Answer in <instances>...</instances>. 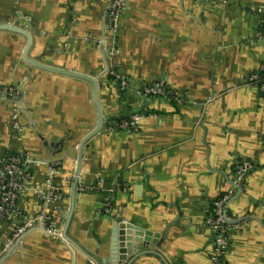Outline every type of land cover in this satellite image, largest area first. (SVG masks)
Instances as JSON below:
<instances>
[{"label":"crops","instance_id":"obj_1","mask_svg":"<svg viewBox=\"0 0 264 264\" xmlns=\"http://www.w3.org/2000/svg\"><path fill=\"white\" fill-rule=\"evenodd\" d=\"M108 5L0 0V24L34 26L29 58L98 79L106 126L77 176L98 124L93 85L24 62L27 39L0 30V169L16 154L30 174L0 219L1 264H264V96L249 83L264 64V0H126L113 41ZM107 68L134 91L164 82L175 100L122 91ZM242 160L252 169L237 184ZM226 195L229 247L213 262L206 222ZM42 214L62 234L70 215L71 242L41 229L10 242ZM118 220L130 228L114 263ZM135 228L152 236L132 254L147 239Z\"/></svg>","mask_w":264,"mask_h":264},{"label":"built area","instance_id":"obj_2","mask_svg":"<svg viewBox=\"0 0 264 264\" xmlns=\"http://www.w3.org/2000/svg\"><path fill=\"white\" fill-rule=\"evenodd\" d=\"M108 2L106 29L113 41L115 33L118 32L120 27V18L122 11L125 8L126 0H108ZM261 35L264 36V18L261 23ZM102 42L106 43V40H102ZM106 72L117 82L122 91H131L140 97L146 98L173 97L175 99V95L164 82H156L152 85L143 86L142 88L134 91L126 76L119 74L113 68H107ZM249 83L254 85L259 90L261 95L264 96V64L260 65L258 71L251 75ZM139 120L140 116H134L130 121L124 122L122 127H134L136 122ZM251 169V162L247 160L240 161L237 166L236 183H241ZM29 179L30 174L28 159L22 156H10L5 165L0 169V219L9 216L16 208L18 196L23 191L26 181ZM228 202L229 196L227 195L215 201L212 215L206 222V225L212 231L215 245L213 262H217L220 258H222L229 247L227 233L230 228L231 218L227 212ZM109 205V199H107L105 206L108 208ZM35 228L41 229L54 237L63 238L61 230L53 229L47 226V216L42 214L33 220H28L25 226L19 230L18 234L15 235L10 242L16 241L24 233L34 230ZM9 246L10 244L5 246L4 250L7 251Z\"/></svg>","mask_w":264,"mask_h":264},{"label":"water","instance_id":"obj_3","mask_svg":"<svg viewBox=\"0 0 264 264\" xmlns=\"http://www.w3.org/2000/svg\"><path fill=\"white\" fill-rule=\"evenodd\" d=\"M0 30H6V31H10V32H15L17 34L23 35L26 39H27V44L26 47L24 49V52L22 54V59L24 62L29 63L35 67H38L40 69L49 71V72H54V73H59V74H64V75H68V76H73V77H77L83 80H86L88 82H90L93 85V97H94V103L96 106V110H97V116H98V124L97 127L90 132L80 143L79 145V149H78V157H77V167H76V175L78 176L81 170V164H82V159H83V149L85 144L87 143V141H89L91 138L97 136L98 134H100L104 128H106L105 126V122H104V118H103V112H102V108L100 105V101H99V82L98 79L96 77H91V76H87V75H83V74H79L73 71H67V70H63V69H59V68H53L50 66H46L42 63H40L39 61L33 60L31 58H29V51L33 45V41H34V37H33V33H34V26L31 23H27L25 24V26H22L20 24H0ZM78 180H76L77 182ZM76 185L77 183L74 185L73 187V191H72V201H71V216L73 214L74 208H75V197H76V193H75V189H76ZM70 215H68L67 217V225H66V230L64 231L63 234V239H66L68 242H71V240L67 237L66 235V231L68 229L69 226V222H70ZM118 223H116L115 225V230H114V237L112 240V245H111V256H112V260L114 261V263H116V261L119 259H124V256H119L118 254L120 253V243L119 241L122 240V234L123 229L125 228H130L128 226H124L119 220L117 221ZM134 229V226H132ZM36 229V228H35ZM137 231V233H140L141 235L147 237V239H145V242L142 243H136L135 242V246H132L130 243L128 245V247L132 248L131 249V253L135 254V249L139 248L142 249L144 247H146L148 240H150L152 234L150 233H146L143 230L139 229V228H135ZM23 236V235H22ZM20 236V237H22ZM120 239V240H119ZM138 241V240H137ZM123 246H125L123 244ZM122 247V246H121ZM123 253H125V250L123 249L122 251ZM9 254H5L4 258H2L0 260V264L1 262H3L6 257ZM120 257V258H119ZM109 261V260H108ZM111 261V260H110ZM103 263H105V261H103Z\"/></svg>","mask_w":264,"mask_h":264},{"label":"trees","instance_id":"obj_4","mask_svg":"<svg viewBox=\"0 0 264 264\" xmlns=\"http://www.w3.org/2000/svg\"><path fill=\"white\" fill-rule=\"evenodd\" d=\"M171 98H172V99H171ZM169 99H170V100H175L173 97H170ZM117 120H118V123H122V122L130 121L131 119H130V120H124L123 117H121L120 119H117ZM15 156L20 157V155H16V154H15ZM22 157H24V156H22Z\"/></svg>","mask_w":264,"mask_h":264}]
</instances>
